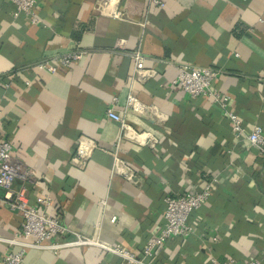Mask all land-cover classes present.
<instances>
[{
  "label": "crops",
  "instance_id": "0c3cea01",
  "mask_svg": "<svg viewBox=\"0 0 264 264\" xmlns=\"http://www.w3.org/2000/svg\"><path fill=\"white\" fill-rule=\"evenodd\" d=\"M98 1L38 0L42 22L33 25L12 16V0H0V135L13 141V157L36 171L30 202L47 197L67 237L85 235L141 256L164 223L165 197L216 179L190 217L194 233L171 237L155 264H264V157L234 135L211 97L192 98L173 84L180 64L220 70L213 87L227 106L247 129H264V0H121L122 19L100 13ZM76 49L89 54L56 74L30 68ZM135 53L157 71L147 81L133 78ZM130 95L152 111L127 113ZM109 107L156 145L121 139ZM81 136L95 145L84 168L72 162ZM116 159L134 172L132 180ZM21 222L0 202V238H14ZM19 250L0 240V260ZM23 264L123 260L99 247L30 248Z\"/></svg>",
  "mask_w": 264,
  "mask_h": 264
},
{
  "label": "built area",
  "instance_id": "2783aa9c",
  "mask_svg": "<svg viewBox=\"0 0 264 264\" xmlns=\"http://www.w3.org/2000/svg\"><path fill=\"white\" fill-rule=\"evenodd\" d=\"M158 6H164L162 0H148ZM14 10L12 16L16 19L21 15L33 25L41 24V19L36 13L38 0H12ZM121 0H99L97 9L100 13L111 18L122 19L124 12ZM126 41L119 40L117 46L124 49ZM89 54L87 49H76L62 55L41 60L30 68L39 71H46L56 74L61 69L68 68L73 62L82 60ZM133 78L141 82L157 74L154 68H145L144 57L140 53H135ZM222 72L208 67H193L188 64L178 66L177 78L173 84L183 90L192 98L198 96H209L213 103L218 105L225 117L231 122L233 133L237 138L246 139L258 153L264 157V129L260 125H255L252 129H247L239 115L232 108L227 106L226 97H223L214 87L213 81ZM2 81V77H0ZM28 84V83H27ZM9 87V83H5ZM118 102V98H113V104ZM152 111L148 106L136 97L130 95L127 99L126 112L136 115H146ZM107 117L117 122L121 127V139L128 137L139 141L143 145L154 146L157 140L146 133H139L131 127L125 118L115 112L113 107L106 111ZM95 145L85 136L79 137L75 154L72 158L74 166L84 168L92 155ZM14 143L12 140L0 135V202L5 203L10 210L19 212L22 215V222L18 232L12 239L1 241L9 245L20 246L17 252L9 251L3 255L0 264H23L27 249H46L54 252L74 248V247H99L107 252L118 255L122 258L123 264H155L153 257L160 252L166 242L171 237H189L194 233L195 227L190 221L192 213L209 199L213 184L216 179L210 181L200 191L195 193H184L182 195H168L165 197L164 223L158 233L146 243L142 250V255L137 256L133 251L121 245H106L100 240L81 234H74L67 237L69 230L62 224L59 217L49 214L48 208L50 201L47 197L38 196L35 203H31L28 197V184L39 186L36 181V171L22 162L15 159L12 155ZM122 169V174L132 180L134 172L128 165L120 159H116L115 168ZM21 182L20 187L16 188L15 183ZM116 217L112 218L115 221ZM223 264H240L234 260H229ZM241 264H262L259 259H252Z\"/></svg>",
  "mask_w": 264,
  "mask_h": 264
}]
</instances>
